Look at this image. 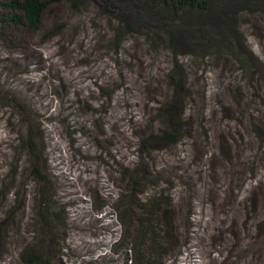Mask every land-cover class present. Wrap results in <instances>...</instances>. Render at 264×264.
<instances>
[{
    "label": "rangeland",
    "instance_id": "obj_1",
    "mask_svg": "<svg viewBox=\"0 0 264 264\" xmlns=\"http://www.w3.org/2000/svg\"><path fill=\"white\" fill-rule=\"evenodd\" d=\"M52 1L41 34L4 29L10 40L0 34V99L11 104L4 108L0 103V264H25L20 254L39 236L37 185L19 138L27 127L13 105L32 112L30 136L35 124L43 132L37 162L45 163L48 191L63 211L62 225L56 227L57 264H126L124 255L114 251L119 224L110 206L99 207L119 193L112 182L117 179L114 165L130 164L133 158V126L151 119L155 84L162 82L168 55L128 38L115 57L107 43L113 16L97 7L99 0H85L88 5L80 11L70 10L67 0ZM242 27L247 46L264 65V33H253L245 21ZM258 27L264 32V24ZM49 30L54 34L43 36ZM217 66L190 76L193 91H207L201 107L211 116L212 147L206 151L215 157L202 159L200 147L191 149L189 142L153 153L155 167L162 168L160 185L173 199L180 242L179 250L166 253L159 264H264V252L252 255L250 248L241 253L254 236L253 220L264 219V134L259 133L264 130V76L256 71L251 81L239 71L229 76L228 65ZM105 83L110 100L98 90ZM103 104L105 135L90 130L87 137L85 122L98 118ZM191 111L196 115L198 105ZM184 173L191 183L178 180ZM145 192L147 197L151 190ZM253 202H258L255 210Z\"/></svg>",
    "mask_w": 264,
    "mask_h": 264
},
{
    "label": "trees",
    "instance_id": "obj_2",
    "mask_svg": "<svg viewBox=\"0 0 264 264\" xmlns=\"http://www.w3.org/2000/svg\"><path fill=\"white\" fill-rule=\"evenodd\" d=\"M52 2L9 0L0 3L1 36L10 40L8 31L5 33L4 29L41 34L43 18ZM65 3L72 11H80L88 5L85 0H67ZM97 7L113 16L108 21L112 36L107 38V43L115 57L120 56L128 38L142 39L149 49L165 51L168 55L166 67L160 70L162 82L155 84L158 91L153 100L155 105L150 108L151 119L138 121L133 126V158L128 162L130 164L114 165L117 179L114 178L112 182H117L119 193L109 205L103 202L99 207L110 206L119 224L120 234L114 242V251L124 255L126 264H159L158 260L163 259L166 253L171 255L179 250L180 242L175 227L173 199L161 187L164 181L160 178L162 168L155 167L153 153L189 142L191 149L200 147L198 152L202 159L211 161L212 156L215 157L214 151L209 153L210 157L206 151V148L212 147L208 144L212 138L207 128L211 116L206 108L201 107L206 103L207 91H193L190 76H195L200 68V73H203L209 66L216 67L218 64L220 67L228 65L229 76H236L237 71L248 75L251 81L256 71L264 76V65L247 46L242 27L245 21L253 33L257 30L263 35L258 26L264 24V0H99ZM45 32L43 36L50 37L55 31ZM255 62H258L259 69ZM108 84L99 86L98 90L110 100L111 94L106 91ZM244 92L247 94V89ZM0 103L4 108L11 106L6 98L0 99ZM105 104L101 106L98 118L85 122L87 137L91 136L90 130H96L100 138L105 135L106 124L102 118L107 110ZM195 104L198 105L196 115L191 111ZM12 110L19 116L21 125L27 127L26 133H21L19 138L20 142L23 141L27 162L32 166L28 169L37 185L34 200L38 197L34 214L39 236L36 235L22 250L20 259L25 264H57L61 246L57 243L56 227L62 225L63 211L53 203V195L48 191V179L42 173L45 163L37 162L41 159L39 142L43 140V132L35 124V134L30 136V126L35 123L32 112L17 105H13ZM259 133L263 135L264 130L261 129ZM110 166L113 172L114 166ZM178 180L182 184L191 183L190 179L187 180V173L180 175ZM159 181H162L161 185ZM146 189L151 190L147 197L144 195ZM257 204L253 202L252 210ZM253 221L256 228L254 236L247 233L249 243L242 244L241 253L250 252V248L252 255L264 252V219Z\"/></svg>",
    "mask_w": 264,
    "mask_h": 264
}]
</instances>
